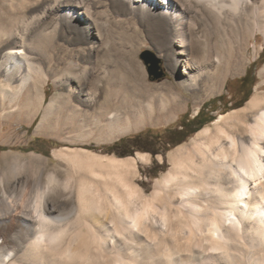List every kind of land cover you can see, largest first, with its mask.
I'll return each mask as SVG.
<instances>
[{
  "label": "bare ground",
  "instance_id": "6f19581e",
  "mask_svg": "<svg viewBox=\"0 0 264 264\" xmlns=\"http://www.w3.org/2000/svg\"><path fill=\"white\" fill-rule=\"evenodd\" d=\"M0 1V21L9 16L0 25V77L8 92L18 87L15 82L26 89V105H30L32 89L41 93L40 83L47 78L44 61L35 60L33 54L61 53L63 45L57 38L65 37L67 31L94 46L97 0ZM113 1L118 12L136 17L146 26V33L163 52L174 53L173 68L185 60L183 76L179 82H165L149 92L138 93L136 88L132 92L119 68L101 57L96 70L106 67L105 74H98L89 89L83 87L88 82L80 83L76 90L71 83L79 74H66L67 87L47 103L38 127L47 124V113L55 104L66 111L73 93L81 101L101 107L95 127L114 135L173 118L184 103L180 86L201 93L206 85L210 92H217L227 75L242 71L250 38L264 35V0ZM51 15L57 18L50 23ZM194 53L201 54L198 58ZM85 72L86 68L82 74ZM261 72L264 75V67ZM94 88L100 89L101 101ZM43 102L47 101L41 94L37 114ZM66 149L68 152L60 153L72 162L87 164L90 171L96 163L102 171H93L96 177L82 178L75 189L66 185L58 193L50 186L58 183L56 175L50 176L48 185L38 177L31 187L24 185L19 190L6 188L0 177V224L9 219L14 224L4 228L0 264H216L218 257L230 256L232 230L236 236L243 231L247 237L255 232L261 237V247L264 245V95L259 92L241 110L221 114L215 128L205 127L191 142L178 146L170 155L171 167L151 193L130 177L138 159L151 160L149 153L137 152L125 159L86 148ZM32 190L30 200L26 197ZM59 194L65 197L58 209L50 203ZM133 228L153 234L167 252L152 254L144 246L126 243L128 236L138 237ZM169 233L175 241L177 234H185L189 259L169 252Z\"/></svg>",
  "mask_w": 264,
  "mask_h": 264
},
{
  "label": "rangeland",
  "instance_id": "374dc122",
  "mask_svg": "<svg viewBox=\"0 0 264 264\" xmlns=\"http://www.w3.org/2000/svg\"><path fill=\"white\" fill-rule=\"evenodd\" d=\"M32 1L34 2L35 0ZM50 1L52 0H45L42 4H47ZM69 1L66 0V3ZM113 4V0H97L94 5L93 16L98 22V26H94L96 34V41L93 42L94 46L91 47L92 43L90 41L80 39V36L77 34H71L67 31L65 37L58 36L57 38L58 42L63 45V51L61 53H45L46 57L40 54H33L35 60L44 61L43 67L45 68L47 78L44 83H40L41 93L36 88L32 89L34 97L32 104L26 105V89H20L19 84L15 82L14 85L18 87H14L8 92L9 90L4 89V86L7 84H5L6 81L3 77H0V177L2 176L5 179L4 184L6 188L19 190L24 185L31 187V184L38 177H41L43 184L48 185L50 176L56 175L59 180L58 183H53L50 186L53 187L54 185L53 188H56L58 193L60 191L63 192L66 189L64 187L66 185L72 186L71 188L75 189L80 179H92L96 177L93 171H96V173L102 171L96 163L93 165V171H90L87 164L72 162L66 157L65 153H60L61 151L68 152L66 148L70 147L86 148L99 154L117 156L125 159L129 156H136L138 154L137 152L149 153L151 160L147 162L138 159L135 167L130 171V177L146 193H151L158 180L171 167L170 155L178 146L191 142L196 134L205 127L215 128L216 120L221 114H230L232 111H239L244 106L246 107L248 100L254 93L259 92L261 95H264V75L261 72L264 67V35L258 33L257 36L250 38L247 52L243 53L242 71L227 75L223 79L220 89L217 92H210L206 89V85L204 86L205 91L203 90L201 93L180 86L179 90L184 95V103L181 110L177 111L173 118L146 123L127 134L114 135L109 131H102L95 127L96 114H100L98 111L101 110V107L91 106L88 102L81 101L76 95L77 93H73L69 101V103H72L71 106L65 104L67 99L64 96L65 102L63 104L66 106V111L60 108V103V105L58 103L55 104V108H52L47 113V124L41 126L42 128L38 127L37 121L44 114L47 103L67 87L64 85L66 84L64 81L66 74L70 72L79 74L77 79L71 83L76 90L79 89L80 83L88 82L89 84L83 87L89 89L93 86V82L95 80L97 81L98 74H105L106 67L101 66L96 70L98 60L101 57L109 59L115 67L119 68L118 73L120 75L123 74V77L125 76L124 84L133 89L130 90L132 92L135 88L138 93L140 91L149 92L155 89V87L162 86L165 82H179L181 76H183L182 71L185 60L184 62L183 60L180 62L182 63L181 66L178 64V66L173 68L171 61L174 60V53L163 52L161 46L154 43L148 36L145 31L146 26L143 23H138L136 17L131 18L129 14L126 16L118 12ZM66 6L69 5L66 4ZM81 9L78 7V10ZM1 13L4 15V11H1ZM56 18L57 15H51L48 16L47 20L51 23ZM8 19L9 16L4 17L0 21V25L1 23L5 24ZM31 35L30 42H33V35ZM0 40L1 48L3 40ZM146 49L155 51L163 58L162 63L165 74L161 79H153L150 77L147 66L141 58V53ZM194 54L199 58L201 53ZM50 59L51 61L49 63L45 62V60ZM73 61L76 63L75 66H72ZM84 68H86V72L82 74ZM110 68L113 67L110 66ZM249 68V76L254 75L255 83L252 86L251 94L246 95L244 92L250 86L247 88L241 86V79ZM109 74L112 76L110 71ZM100 84L103 85L104 83L100 82ZM5 87L7 88V86ZM94 91L97 99L101 101L102 93L100 89L94 88ZM41 94H44L45 101L47 102H43V106L37 114ZM220 95H224L221 101L213 103L212 106L210 105L203 111L204 117L213 115L215 119L206 123L197 132L184 137L181 141L177 137L178 131L181 129V119L183 117L192 118L196 116L206 102L210 103L212 100L215 101L214 98ZM246 98L247 100L243 106H234L235 103H240V101ZM173 135H175V138ZM38 138L45 142H36ZM121 139H127L128 141L123 143L124 145H117L111 148V146ZM140 146L151 149L141 150L138 148ZM131 152L133 153L131 154ZM81 154L84 156L83 159L86 160V155H83L84 153ZM260 181L262 182V180ZM256 183L259 184L260 182ZM1 192L2 186L0 185ZM28 192L26 198L31 200L34 191ZM57 197L59 198L52 199L50 205L56 206L59 209L62 205L61 201L65 196L60 195ZM66 211H69V207L66 208ZM11 222L12 220L9 219L5 222L7 225L5 223L0 224V241L5 236L4 228H9L14 225ZM177 222V220L174 221L176 224ZM133 229L139 233L136 240H140L138 242L141 244H138L134 240L135 238L132 239L131 236L127 237L126 243L134 246L137 245L140 248L144 246L152 254L166 251V248L162 247L163 245L157 244L158 239L153 234L151 235L146 230L143 232L144 228ZM252 233L253 235H251L253 237H247L243 231H241L240 236H236V231L232 230L231 239H229L230 243L228 241L230 256L218 257V260L214 261V263L233 264L236 262L235 264H253L256 262L254 264H264V259H261V257H264V245L261 247L262 244L259 243L261 237L255 232ZM177 235L176 241L171 233L166 235L171 243L169 252L181 256L180 258L185 257V255L186 257L190 256L185 234L180 233ZM200 254L198 252V256L201 257ZM258 255H260L259 258ZM189 258L187 257V259ZM198 259L200 258L198 257Z\"/></svg>",
  "mask_w": 264,
  "mask_h": 264
},
{
  "label": "trees",
  "instance_id": "16d2710c",
  "mask_svg": "<svg viewBox=\"0 0 264 264\" xmlns=\"http://www.w3.org/2000/svg\"><path fill=\"white\" fill-rule=\"evenodd\" d=\"M251 68V67H250ZM250 68L248 69L247 73L242 77V81H241V86H244L243 83L248 80L249 81V86L250 88L247 89V91H245L244 93L246 95H250L251 94V89L253 84L255 83V79H254V75L252 74V76H249L250 74ZM250 77V78H249ZM252 77V78H251ZM224 95H220L216 98H214L215 101H210V103H205L204 106L202 107V109L199 111V113L192 117V118H188V117H183L181 119V129L178 131L177 137L180 138V140L182 141L184 139V137H187L195 132H197L201 127H203L206 123L212 121L215 119V117L213 115H210L209 117H204V113L203 111L205 109H207L210 105L212 106L213 103H218L219 101H221V98ZM247 98L240 101V103H235V107H241L244 105V103L246 102ZM228 104V103H227ZM175 138V135H173ZM177 138V139H178ZM137 140V139H135ZM127 139H121L119 142L115 143L113 146H111V148H113L114 146H120V145H124L123 143L127 142ZM36 142H45L44 140L38 138ZM141 150H149L151 148L149 147H144V146H140L138 147ZM133 152H131L132 154Z\"/></svg>",
  "mask_w": 264,
  "mask_h": 264
},
{
  "label": "water",
  "instance_id": "95a60500",
  "mask_svg": "<svg viewBox=\"0 0 264 264\" xmlns=\"http://www.w3.org/2000/svg\"><path fill=\"white\" fill-rule=\"evenodd\" d=\"M141 58L147 66L150 77L161 79L164 76L163 58L158 53L151 49H146L141 53Z\"/></svg>",
  "mask_w": 264,
  "mask_h": 264
},
{
  "label": "flooded vegetation",
  "instance_id": "af4514ba",
  "mask_svg": "<svg viewBox=\"0 0 264 264\" xmlns=\"http://www.w3.org/2000/svg\"><path fill=\"white\" fill-rule=\"evenodd\" d=\"M243 85H244L245 88L249 87V81L246 80V81L243 83ZM175 134H176V133H175Z\"/></svg>",
  "mask_w": 264,
  "mask_h": 264
}]
</instances>
